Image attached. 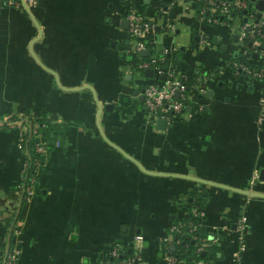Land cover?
I'll list each match as a JSON object with an SVG mask.
<instances>
[{
  "label": "crops",
  "instance_id": "0c3cea01",
  "mask_svg": "<svg viewBox=\"0 0 264 264\" xmlns=\"http://www.w3.org/2000/svg\"><path fill=\"white\" fill-rule=\"evenodd\" d=\"M199 3L36 0L26 9L0 0L1 263L11 244L19 264H114L118 245L163 264L176 244L170 226L191 224L214 238L213 264H231L244 215L241 262L264 264V196L243 191L264 193V80L231 71L236 57L253 66L264 58L245 43L241 17L207 22ZM130 11L148 21L141 37L149 56L168 61L161 67L189 87L183 114L162 128L142 108L146 69L124 60L134 52ZM85 85L102 104L107 138L153 173L101 136ZM42 113L62 125L32 135L29 117ZM22 132L44 146L36 191L23 202Z\"/></svg>",
  "mask_w": 264,
  "mask_h": 264
},
{
  "label": "built area",
  "instance_id": "2783aa9c",
  "mask_svg": "<svg viewBox=\"0 0 264 264\" xmlns=\"http://www.w3.org/2000/svg\"><path fill=\"white\" fill-rule=\"evenodd\" d=\"M27 5L34 4L36 0H24ZM258 0H199L198 12L204 18L205 21L211 23H224L226 25H232V19L234 16L241 17L242 29L246 27L245 37L250 39L252 46L260 53L264 58V6L259 8L256 3ZM128 18V34L134 39V52L139 56V61L136 68L139 71H144L146 68H151L154 74L164 73V68L159 65H151L155 61V56H150L149 60H141L139 52L145 48V43L142 40V32L148 26V21L141 13L130 11L127 15ZM240 28V27H239ZM240 30V29H239ZM235 29V31H239ZM258 35V38L256 37ZM202 38L200 41H204ZM261 45V46H260ZM236 64V62H233ZM240 66V64H239ZM258 79L264 80V61L260 66V69L254 73ZM162 78H154L148 76L143 84V99L142 108L148 113L150 119L155 121L157 118H164L166 121H172L179 119L184 112L185 103L190 98V93L186 81L181 79L180 76L171 69L168 74H164ZM199 92H205L204 87H199ZM178 93V94H177ZM260 103L264 108V87L260 96ZM199 109L202 107L199 104ZM36 132V130H33ZM35 149L37 151H43V143L39 140L35 143ZM27 164V162H26ZM255 178V177H254ZM254 178L251 180L253 182ZM34 180V179H32ZM27 199L31 193H33V184H29L27 187ZM190 229L194 226L188 225ZM178 226H170V231L181 230ZM237 241L238 248L232 256L231 264H242L241 252L245 249L246 243L244 240V234L246 231V217L240 216L237 221ZM188 237V236H187ZM193 238H198L193 234ZM143 236L137 232L132 235V241H142ZM214 238L212 236H205L197 243L196 251L201 253L205 250L207 256L208 245L212 243ZM118 247L113 248V255L119 254ZM18 248L16 245L9 247L4 253L2 262L3 264H17ZM163 264H213V261L209 257H184L179 258L176 254L169 250H166L162 256ZM111 264V263H110ZM113 264V263H112ZM117 264H145L142 256L139 253H134L132 256L127 257L125 260L117 262Z\"/></svg>",
  "mask_w": 264,
  "mask_h": 264
},
{
  "label": "trees",
  "instance_id": "16d2710c",
  "mask_svg": "<svg viewBox=\"0 0 264 264\" xmlns=\"http://www.w3.org/2000/svg\"><path fill=\"white\" fill-rule=\"evenodd\" d=\"M246 29L248 28L246 27ZM256 37L258 38V35H256ZM245 43H247L249 47L252 46L250 43V39L248 37L245 38ZM142 58L143 60H149L150 58L149 53L144 54ZM124 60L133 64L135 68L139 61L137 53H134L133 51L126 53L124 55ZM167 62L168 61L159 60L156 57L155 61L152 62L151 65L163 66ZM233 62H236V64L231 65V71L233 74H247L248 76L250 75L252 77L257 78V76L254 73L260 69L261 65L253 66L249 64L245 55L243 56V58L236 57ZM164 71L166 74H168V71L166 69H164ZM29 118H30L29 120L31 124L33 125V126L31 125L32 135L42 132L43 129L45 128H54L56 126L59 127L62 125L60 122L55 121L54 116H48L46 113H42L38 117H29ZM14 130L17 131L18 128L15 127ZM33 130H36V132H33ZM22 136H23V139L27 141V145H29V155L28 157H26L27 164L25 166V173L23 176V188L21 191L22 192L21 201L23 202V201H26L27 199L26 187L29 184L32 183L33 188H34L33 192L36 191L37 182H38L37 175H36V169L39 166V164L43 162L44 156H43V151H37L35 149V143L38 140L37 138L33 136H29L28 132H25V133L22 132L21 137ZM173 232H174V241L176 242V244H174L172 250H169V251L176 254V256H178L179 258L208 257V256H202L199 252L196 251L197 243L201 240V238L205 237V235L201 234V232L198 230V228H196V226L190 229V227L184 225V227H182L181 230H174ZM193 234L197 235L198 238H193L192 237ZM10 247H11V244H10ZM213 249H214V243L212 242L208 245V250L210 251ZM134 253L135 252H133V250H129L128 247L123 248L119 252V254L115 256V258L113 257L116 260L114 264H117V262H120L121 260H125L127 257L132 256ZM0 263H1V259H0ZM1 264H3V262ZM17 264H19L18 261H17Z\"/></svg>",
  "mask_w": 264,
  "mask_h": 264
},
{
  "label": "water",
  "instance_id": "95a60500",
  "mask_svg": "<svg viewBox=\"0 0 264 264\" xmlns=\"http://www.w3.org/2000/svg\"><path fill=\"white\" fill-rule=\"evenodd\" d=\"M22 4H23L24 8L28 9V6H27V4L25 3L24 0H22ZM256 5H257L259 8H263V6H264V0H258L257 3H256ZM125 21H126L127 24L129 23L128 19H125ZM141 53H143V54H147V53H148V50H147V49H143V50L141 51ZM145 75H146V76L152 75V69H151V68H146V70H145ZM85 86H87L88 88H90V89L93 90V92H94V89H93L90 85H85ZM142 90H143V89H142ZM177 94H178V93H177ZM94 97H95V100H96L97 105H98V109H97V126H98V129H99V131H100L101 136H102L105 140H107L109 143H111L112 145H114V146H115L119 151H121V153H123L126 157L130 158L131 160H133V161L139 166L140 169H142V170H144V171H147V172H152V173H153V171H149L148 169L144 168V167L138 162V160H136L132 155L128 154V153H127L122 147H120V146H118V145L112 143V142L107 138V136L104 134V132H103V130H102V127H101V125H100V122H99V115H100V112H101V109H102V104H101V102L97 99V97H96V95H95V92H94ZM141 98H143V94L141 95ZM165 122H166V121H165L164 118H157L156 121H155L156 126H157L158 128H162V127L165 125ZM191 178H193V179H195V180H197V181H201V180H203V179H200V178H198V177H191ZM243 191H244V193H246V194H252V195L264 196V193H260V192L248 191V190H244V189H243ZM172 247H173V245H172ZM200 254H201L202 256H204V255L206 254V251L203 250V251H201ZM207 254H208L209 256H211V255H212V252L209 251Z\"/></svg>",
  "mask_w": 264,
  "mask_h": 264
},
{
  "label": "rangeland",
  "instance_id": "374dc122",
  "mask_svg": "<svg viewBox=\"0 0 264 264\" xmlns=\"http://www.w3.org/2000/svg\"><path fill=\"white\" fill-rule=\"evenodd\" d=\"M131 42L134 44V39L133 38H131Z\"/></svg>",
  "mask_w": 264,
  "mask_h": 264
}]
</instances>
